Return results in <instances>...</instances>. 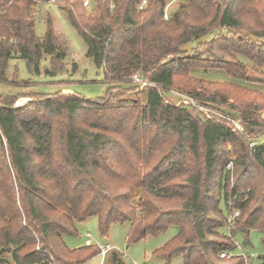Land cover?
<instances>
[{
    "label": "trees",
    "instance_id": "obj_1",
    "mask_svg": "<svg viewBox=\"0 0 264 264\" xmlns=\"http://www.w3.org/2000/svg\"><path fill=\"white\" fill-rule=\"evenodd\" d=\"M45 1L0 0V81L15 54L35 71L47 55L63 58L50 17L45 37L35 33V7ZM56 1L69 6L67 18L109 84H135L134 74L149 84L110 86L98 98L35 93L20 107L21 95H0V264H85L101 247L70 249L64 236L90 216L104 235L131 223L130 243L177 226L154 251L167 263L254 264L220 253L235 250V232L247 241L264 230V143L250 146L264 132V93L190 70L217 68L264 86V25L245 24L264 0H178L168 19L167 0L141 9L144 0H92L91 14L84 0ZM168 90L197 106L177 105ZM123 257L110 249L104 264H125Z\"/></svg>",
    "mask_w": 264,
    "mask_h": 264
},
{
    "label": "rangeland",
    "instance_id": "obj_2",
    "mask_svg": "<svg viewBox=\"0 0 264 264\" xmlns=\"http://www.w3.org/2000/svg\"><path fill=\"white\" fill-rule=\"evenodd\" d=\"M218 4L219 2L215 1L214 7H217ZM93 5L94 3L92 4L91 1L90 7H86L88 14L93 12ZM67 7L69 6L65 2L60 1L48 0L37 3L35 7L36 36L40 39L45 37L50 17L51 25L61 42L63 58L54 60L47 55L41 60L38 70L35 71L28 66L25 59L20 58L19 54L13 55L6 67V79L0 81V95H21L16 100L15 107L24 106L29 101L36 99L32 97L35 93L61 95L75 92L87 98H98L105 96L106 90L110 86L115 87L114 92L117 88H129L135 85L132 82L117 84V86L109 84L105 78L104 67L98 66L93 58L87 56V43L67 18L65 12ZM256 7V10H252L245 18V24L252 25L253 28H257L261 24L264 25V2L257 4ZM190 20H195L194 15ZM203 21H209V18L205 17ZM211 37L212 35L206 36L203 40H209ZM193 46H195V42L185 47L191 49ZM190 73L195 78L218 83L231 82L264 93V86L229 77L221 69L214 68L205 71L201 68H194L190 70ZM168 92L167 97L174 101H179L180 95L185 97L177 90H168ZM234 93L240 101L246 98L238 92ZM201 111L210 114L205 108H202ZM254 141L264 143V132ZM222 208L225 211L224 202H222ZM76 228L78 234L64 236V241L70 249L88 244L87 240L90 239L93 244L99 246L110 244L113 249L122 252L125 264H185L182 256H177L167 263L164 258L154 255L156 249L165 245L176 235L177 226H171L164 232L148 235L146 238L131 243L128 241L131 228L129 222L111 225L108 233L104 235L99 230L98 217L90 216L77 222ZM233 237L237 245L233 252L239 254L244 251L248 255L253 254L252 262L257 264L260 257L264 255V230H251L247 241L239 231L235 232ZM104 262L105 257L97 255L85 264H104Z\"/></svg>",
    "mask_w": 264,
    "mask_h": 264
},
{
    "label": "built area",
    "instance_id": "obj_3",
    "mask_svg": "<svg viewBox=\"0 0 264 264\" xmlns=\"http://www.w3.org/2000/svg\"><path fill=\"white\" fill-rule=\"evenodd\" d=\"M51 1H53V2H56V0H51ZM91 1L92 0H84L83 1V5L85 6V7H90V4H91ZM168 2H167V4H166V7H165V14H164V18L165 19H168L169 18V9L172 7V5L175 3V2H177L178 0H167ZM145 2H146V0H144V2L140 5V9L141 8H143L144 7V4H145ZM133 81H134V83L135 84H139V87H140V89L142 88V87H144L145 85H147V84H149L148 82H146V81H144L142 78H140L139 77V75L138 74H134L133 75ZM180 99H182V100H179L178 102H177V105H179V104H181L182 102H184V103H186V104H191V105H193V106H197V103L193 100V99H191V98H189V97H184V96H182L181 97V95H180ZM202 108H200V110H201ZM207 115L209 116V114L207 113ZM229 119L231 120V122L235 125V127L237 128V129H239V130H242L243 129V127H242V125H241V121L240 120H238V119H235V118H230L229 117ZM258 143L256 142V141H251V143H250V146H251V148H253L254 146H256ZM230 167V165H228V168ZM239 215V211L238 210H233L231 213H229L228 214V218H227V223H228V226H230L231 224H232V221L237 217ZM87 236L89 237V234H87ZM235 241V240H234ZM101 247V252H100V255L104 258L105 257V255L107 254V252L110 250V249H113V246H111L110 244H106V245H101L100 246ZM233 254H235L234 252H226V251H224V252H221L220 253V256L221 257H226V256H231V255H233ZM238 255H242L245 259H246V261H248V260H252V258H253V254H247V253H245L244 251H241ZM132 264H136V263H132Z\"/></svg>",
    "mask_w": 264,
    "mask_h": 264
},
{
    "label": "crops",
    "instance_id": "obj_4",
    "mask_svg": "<svg viewBox=\"0 0 264 264\" xmlns=\"http://www.w3.org/2000/svg\"><path fill=\"white\" fill-rule=\"evenodd\" d=\"M87 243H91L90 239L87 240Z\"/></svg>",
    "mask_w": 264,
    "mask_h": 264
}]
</instances>
